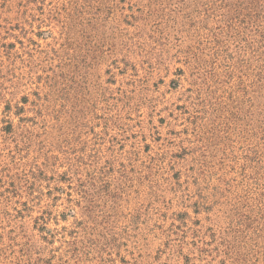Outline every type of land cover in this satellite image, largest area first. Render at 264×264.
Masks as SVG:
<instances>
[{
  "label": "rangeland",
  "instance_id": "1",
  "mask_svg": "<svg viewBox=\"0 0 264 264\" xmlns=\"http://www.w3.org/2000/svg\"><path fill=\"white\" fill-rule=\"evenodd\" d=\"M0 264H264V0H0Z\"/></svg>",
  "mask_w": 264,
  "mask_h": 264
}]
</instances>
